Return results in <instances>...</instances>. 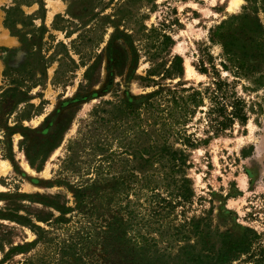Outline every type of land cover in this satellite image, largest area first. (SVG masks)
Wrapping results in <instances>:
<instances>
[{"label": "rangeland", "instance_id": "obj_1", "mask_svg": "<svg viewBox=\"0 0 264 264\" xmlns=\"http://www.w3.org/2000/svg\"><path fill=\"white\" fill-rule=\"evenodd\" d=\"M235 1L0 0V264L174 258L191 221L211 236V264L222 242L227 264L264 260V0ZM175 56L182 76L148 77ZM147 79L203 92L185 127L197 146L181 128L166 140L188 155L190 202L178 175H152ZM216 89L247 117L218 135Z\"/></svg>", "mask_w": 264, "mask_h": 264}, {"label": "trees", "instance_id": "obj_2", "mask_svg": "<svg viewBox=\"0 0 264 264\" xmlns=\"http://www.w3.org/2000/svg\"><path fill=\"white\" fill-rule=\"evenodd\" d=\"M220 25L217 30L221 29ZM167 42H171L169 37H166ZM163 72V73H161ZM201 74L207 72L206 68L199 70ZM162 75L164 79L171 77L182 76V60L180 57H173L168 68H164L163 65H159L148 72V77L152 78L155 76ZM147 84H152V87L156 88L149 94L139 98L140 104L138 110H144L147 114V120L149 122V132L153 139V146L150 147L147 152L150 161V167L152 168L157 164L159 169L153 170V177L155 174H160L162 181H175V175L179 176V180L175 181L178 183V189L176 196L179 198L181 203L190 202L192 197V190L190 188V181L186 177L187 157L184 149H175L168 144L166 141L170 137H176L179 128L184 130L183 134L178 138L181 141L182 146L187 148H195V144L189 137L185 136V127L187 123L194 117L196 109L203 104V92L193 88L184 87V84H177L173 87H168L157 83L151 79H147ZM220 83V81H219ZM147 86V85H146ZM148 87V86H147ZM207 91V90H205ZM219 89L211 94L209 100L211 102L212 109L214 111V117L210 118L209 128L211 131L218 135L224 132L235 123L244 125L247 121V117L244 111V104L241 100L235 99L234 101L224 102L218 97ZM160 139L163 141L162 145L157 147L156 140ZM31 166L34 167L33 161L30 162ZM154 168V167H153ZM161 169V170H160ZM159 186V183L157 184ZM166 192H169V185H163ZM156 188H152L155 190ZM81 198V197H80ZM79 203L82 204L83 199H78ZM165 202V200H163ZM176 239L178 242L177 255L172 258L167 254H160L157 251H153V256L156 257L153 261L144 260L138 256L133 258L134 260L127 261V264H211L213 253V242H211V236L209 233L202 229L199 224L191 221L185 223L175 232ZM224 236H222L223 238ZM178 239V240H177ZM193 242V243H192ZM248 239L243 238L240 244L242 250L246 252L248 249ZM182 243V245L180 244ZM225 242L221 243V248L217 251L216 263L227 264L229 261V250H224L223 246ZM232 254L239 253L242 251L233 250ZM148 256L149 253H147ZM253 264H264L263 259L255 260L250 258ZM25 264H32L28 261Z\"/></svg>", "mask_w": 264, "mask_h": 264}, {"label": "bare ground", "instance_id": "obj_3", "mask_svg": "<svg viewBox=\"0 0 264 264\" xmlns=\"http://www.w3.org/2000/svg\"><path fill=\"white\" fill-rule=\"evenodd\" d=\"M237 5H238V0H236L235 3H234V5L232 6L233 9H235ZM3 169H4L3 166L0 164V174L3 173Z\"/></svg>", "mask_w": 264, "mask_h": 264}]
</instances>
